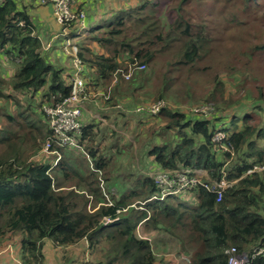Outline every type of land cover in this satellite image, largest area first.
Wrapping results in <instances>:
<instances>
[{"label": "trees", "instance_id": "obj_1", "mask_svg": "<svg viewBox=\"0 0 264 264\" xmlns=\"http://www.w3.org/2000/svg\"><path fill=\"white\" fill-rule=\"evenodd\" d=\"M193 1L136 0L134 6H121L87 27L88 34L77 42L78 56L84 65L88 94L91 88L95 93L104 91L101 95L104 105L122 117L125 114L169 120L165 129H175L173 137L147 150L157 172L203 170L206 178L200 177L202 181H219L224 176L231 185L223 190L219 202L215 193L196 187L187 190L192 195V204L178 200V196L165 198L171 200L168 204L165 200L149 201L159 192L153 177L137 178L129 174V188L124 189L126 183L121 182L120 196L112 198L111 206L102 203L89 212L85 194L64 187L67 182L76 183L78 188L85 184L87 192L100 202L104 197L94 171L83 177L64 159L54 167L31 160L53 135L43 106L69 95L71 64L64 72L51 63L29 14L33 1L0 0V60L2 64H7L5 61L13 64L9 78L2 77L5 72L0 70V103L13 102V96L25 99V103L13 102L11 112L0 108L3 119L0 145H6L0 154V250L17 238L19 261L42 264L45 241L54 248H63L75 247L85 240L95 258L85 264H169L158 260L149 241L136 235L142 222L164 227L184 253L190 252L188 264H226L224 251L231 247L249 255L264 247V172L247 174L254 166L264 164V127L250 124L255 116L245 110L241 117L235 116L225 125L216 115L189 118L167 107L156 115L131 114L119 107L129 103L136 109L146 100L162 101L171 90L176 73L184 68L198 69L208 61L209 40L194 32L191 21L186 19L185 12ZM258 1L227 0L231 9L227 15L235 23L240 21L234 13L238 10L243 16L261 19L263 4ZM162 2L168 6L167 13H159ZM74 10L84 9L75 6ZM247 43L251 46L244 68L252 71L250 64L255 62V56L264 52V39L254 37ZM159 59L164 60L162 72L156 68ZM141 65L145 67L143 70H134L125 80L130 68ZM210 82L214 89L205 102L215 106L217 97L223 98L224 84L216 77ZM233 88L236 95L246 91L242 82ZM262 91L260 87L254 101L249 103L251 109L264 111V106H257L264 102ZM96 127L82 126L80 144L92 159L94 169L105 172L111 160L99 155ZM218 131L228 136L225 143L233 149V158L227 152L216 151L212 139ZM153 136L161 137L159 133ZM63 150L68 149L52 145L49 152L62 154ZM131 204L136 208H129L127 214H116ZM106 216L119 221L103 226L101 220ZM68 255L63 254L61 264H77ZM251 264H264V257L255 256Z\"/></svg>", "mask_w": 264, "mask_h": 264}, {"label": "rangeland", "instance_id": "obj_2", "mask_svg": "<svg viewBox=\"0 0 264 264\" xmlns=\"http://www.w3.org/2000/svg\"><path fill=\"white\" fill-rule=\"evenodd\" d=\"M234 1L238 2L239 0ZM165 2L167 3V1ZM130 3L131 0L120 1V6L135 5H130ZM258 3L263 4L262 8H260V12L264 14V0H259ZM190 5L191 7L188 9V12H185L187 15L186 19L191 21L194 32L200 33V35L202 34V36H205L209 40L210 44L208 47L210 49V54L208 61L202 65V67L190 71H188V68H184L181 72L176 73L171 90L167 92L165 98L162 99L165 107L170 110H177L187 115L189 118H194L196 116L200 118H212L214 115H216L215 117L220 116L222 123H225V125H228L233 117H241V112L247 110L250 115L256 117L250 124L264 127V111H260L256 108L251 109L249 107V103L254 101L260 87H262V92L264 93V52L255 56V62L250 64L252 71L244 68V65L249 60V47L251 46V44L247 42L254 39V37L261 41L264 39V17L261 19L257 17V19L256 17L253 18L247 15L243 16L241 11L238 10L234 11V13L240 18V21L235 23L231 21L230 17L227 15V13L231 11L227 0H197L196 2L194 0L193 4L191 2ZM167 9L168 6H165L163 3L160 5L159 13H167ZM2 61L0 60V70L3 73L5 72L2 77L9 78L13 73V67H11L13 64L7 61H5L7 64H2ZM163 61L164 60L159 59L156 64V68L161 72L164 71V67L162 66ZM134 70L140 71L138 68H130V77ZM214 77L223 82L224 93L223 98L220 96L217 97L218 102H215V106H212V104H206L205 101L211 90L214 89L210 82ZM153 78L154 80L156 79L155 75H153ZM243 80H246V82ZM114 81L113 79L112 84L115 83ZM241 82L246 91L236 95L233 86ZM147 89L150 90V88ZM97 90H101V88ZM187 91H189V95L186 94ZM103 92H98V97H95L96 104L99 106L104 102V100H102L101 103L99 101L101 100L100 98H102L101 95ZM89 93L88 99L84 102L86 103L83 106L84 110H86L85 107L89 100L94 99L92 96L96 94L95 92V94H93L92 88ZM91 93L93 94L92 96ZM149 93H153V90ZM24 100V98H16V96H13L14 103L17 101L25 103ZM13 102L9 101L7 104L5 101H2L0 103V108L4 107L11 112V109L14 108ZM152 103L146 100L141 102L140 105L144 106ZM257 106L263 107L264 102L259 103ZM119 107L123 112L127 111L129 113L135 108V106L129 103H125V105L119 104ZM86 108H88L87 111H89L91 115L99 116V122L102 121L101 118L103 117L101 113L105 114L112 111V107L107 105H103L101 108L96 109L97 107H93L90 103H88ZM202 108L205 110V114L197 112ZM123 116L125 117H120L119 124L121 125L122 122L128 118L127 124H122V127H113L115 129L114 133H111L114 129L110 128L111 134L108 133L109 135L107 136L109 142H107L106 138V141L102 142L101 139H98L99 137L96 138L95 141L96 144L99 145V155L110 158L111 160V164L105 172H98L94 169L92 159L87 153L80 154L70 152L69 150L62 151V154H52L43 152L42 147L37 155L31 157V160L35 162H44L54 167L60 159H64L76 173L83 177L87 176L88 172L93 169L96 173L95 178L98 182L99 189L104 197L100 199V202H96L95 196L87 192L88 190L85 184H82L78 188L76 183L67 182V186L64 187V189H73L77 193H84L88 198L87 210L89 212L97 210L102 203L113 204L114 201L112 198H119L121 193L119 184L125 182L124 189L129 188V183H127L129 174L137 178L141 176L154 177L157 175L156 166L153 165L152 158L147 156V150L153 144L159 145L164 141L166 142L169 138L173 137L175 131V129L171 128H168L169 130L165 129L169 120L161 117L157 119L150 117L141 119L133 116L127 117L125 114ZM0 123L3 124V119L1 117ZM2 124H0V126ZM158 133L161 137L153 136ZM5 146L6 145H0V154L4 153L6 149ZM227 165L228 164H226V166ZM196 171L199 177H203V174L199 172L202 170ZM177 199L181 201L187 200V202L193 203L191 193H182ZM165 201L168 204L171 202V200ZM129 208L136 207L134 204H131L125 211H122L121 214H127ZM142 223L143 226L136 230V235L149 240L153 253L158 260L169 264H188L189 256L191 255L190 252L184 253L180 249V244L174 237H171L165 231L164 227H154L151 224ZM14 242L17 243V238L14 239ZM14 247L15 246H13V248ZM5 248L0 251H3ZM6 250L14 255L12 248H6ZM65 253H68V256L77 262V264H85L95 259L88 251L85 240L75 247L63 248H54L48 241H45L42 248L44 257L42 264H61L64 258L63 254ZM14 258V260H20L18 256L16 257L14 255ZM14 260L13 264H15Z\"/></svg>", "mask_w": 264, "mask_h": 264}, {"label": "built area", "instance_id": "obj_3", "mask_svg": "<svg viewBox=\"0 0 264 264\" xmlns=\"http://www.w3.org/2000/svg\"><path fill=\"white\" fill-rule=\"evenodd\" d=\"M33 1L37 5H51L53 7V18L59 27L58 36L62 38L61 50L63 54L70 59L71 62V76L69 79V95L65 98L56 99L51 104L43 106V112L47 118L50 129L52 130V137L48 139L43 147V152L50 153L49 150L52 145L57 148H67L68 150L85 154L83 146L80 144V137L82 134V110L84 102L88 99V91L84 77V65L78 56L77 40L80 36L88 34L86 26V13L84 10L75 11V0H28ZM96 1V0H93ZM46 45L44 49H48ZM138 70H143L144 65L138 66ZM129 79V74L124 76ZM116 80V78H114ZM115 82V81H114ZM165 107L163 101H157L149 105L138 106L133 110L134 113H146L156 115L162 108ZM200 114H205V110L200 109ZM204 112V113H203ZM228 136L225 133L218 131L215 133L212 142L216 147V151L222 150L227 152L233 158V149L226 145ZM58 154L57 151L51 152ZM228 164L226 161L225 165ZM97 171V170H96ZM253 172H264V164L256 165L247 174ZM155 184L158 188V194L153 196L149 201H162L170 196H180V194H187V190L196 187H202L206 192L216 194V202L222 198V192L229 187L224 176L219 181L204 182L200 179L196 172L180 169L173 172L158 171L154 177ZM111 206V203L105 204ZM141 209V207H139ZM123 210H117L116 214H121ZM264 214V210H263ZM117 217V215L115 216ZM106 216L101 220L103 226L114 225L119 221V218ZM140 225V224H139ZM138 225V226H139ZM141 238V237H140ZM144 239V238H142ZM227 258L226 264H251V260L255 256L264 257V247H260L253 251L251 255L245 252H239L236 248L231 247L224 251ZM15 264H22L18 260H14ZM177 264V263H173Z\"/></svg>", "mask_w": 264, "mask_h": 264}, {"label": "crops", "instance_id": "obj_4", "mask_svg": "<svg viewBox=\"0 0 264 264\" xmlns=\"http://www.w3.org/2000/svg\"><path fill=\"white\" fill-rule=\"evenodd\" d=\"M120 1L124 0H98V1H93V0H75V6L84 9L86 13V26L89 27L92 24H95L96 22L102 20L103 18L109 16L112 12L115 10L119 9L121 6ZM127 1V0H126ZM136 0H131L130 5L135 4ZM118 5V6H117ZM124 6V5H122ZM53 7L51 5H35L32 4L29 9V14L33 20V24L36 29V33L38 38L42 40V46L45 47L46 45H49V48L46 49L45 51L48 52L49 59L52 64L55 66H58L62 68L65 71H68L70 68V59L67 58L62 50H61V43H62V38L58 36L59 33V27L55 23L54 18H53ZM86 36V34H84ZM85 36H80L78 40L81 38H84ZM77 40V42H78ZM93 94H95L93 92ZM91 93V96L93 95ZM98 93H96L94 96H92L94 99L89 100L88 103L90 105L92 104L93 107L101 108L104 104L102 103L101 106L96 104L95 97L97 96ZM98 97V96H97ZM101 99V98H100ZM103 99L99 100L100 103ZM88 103L86 107L88 106ZM86 104V103H85ZM86 110H82V124H91V125H96V132H97V138L101 139L102 142L106 141L109 142V139H107V136L109 135L111 129L117 128V127H122V124H127V119L122 122V124H119V119L122 117L121 115L118 114V112L114 111H109L107 113H101L103 114V117L101 118L102 121L99 122V116L98 115H91L86 108ZM106 108V107H105ZM109 110V109H108ZM87 112V114H86ZM133 110L131 114H133ZM128 117V116H127ZM140 118V117H139ZM114 127V128H113ZM115 129L111 131V133H114ZM110 133V134H111ZM106 138V140H105ZM64 151V150H63ZM74 152V151H70ZM78 153V152H75ZM153 165H155L153 163ZM156 166V165H155ZM156 168V167H155ZM108 169V168H107ZM106 170V168L104 169ZM93 171V169H92ZM98 172H104L103 170H98ZM203 174V177L206 178V173L202 170L199 171ZM197 173V171H196ZM114 188V187H112ZM115 189V188H114ZM143 226V223L140 224L137 229L141 228ZM136 229V230H137ZM140 238V237H139ZM148 240V239H147ZM149 241V240H148ZM150 243V242H149ZM6 248H12L14 255L17 257L19 256L20 253V248L18 243L16 242H10L6 245ZM13 246H15L13 248ZM6 248L3 251H0V264H13L14 255L6 250ZM19 250V252H18ZM10 251V250H9ZM12 251V250H11Z\"/></svg>", "mask_w": 264, "mask_h": 264}, {"label": "clouds", "instance_id": "obj_5", "mask_svg": "<svg viewBox=\"0 0 264 264\" xmlns=\"http://www.w3.org/2000/svg\"><path fill=\"white\" fill-rule=\"evenodd\" d=\"M193 172H196V171H193ZM137 229V228H136Z\"/></svg>", "mask_w": 264, "mask_h": 264}]
</instances>
